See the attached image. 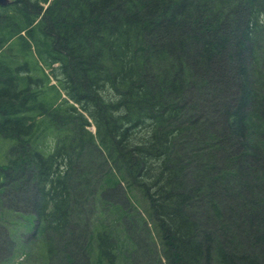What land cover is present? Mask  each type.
Wrapping results in <instances>:
<instances>
[{
	"label": "trees",
	"instance_id": "1",
	"mask_svg": "<svg viewBox=\"0 0 264 264\" xmlns=\"http://www.w3.org/2000/svg\"><path fill=\"white\" fill-rule=\"evenodd\" d=\"M0 136V264H264V0L0 6Z\"/></svg>",
	"mask_w": 264,
	"mask_h": 264
},
{
	"label": "rangeland",
	"instance_id": "2",
	"mask_svg": "<svg viewBox=\"0 0 264 264\" xmlns=\"http://www.w3.org/2000/svg\"><path fill=\"white\" fill-rule=\"evenodd\" d=\"M52 83H55V81H52ZM90 128L93 132L95 131L94 126H91ZM11 144H12V141L5 140L0 136V163L1 164L6 162V152ZM3 250H5V247H4V244L2 243V239L0 238V252H2ZM22 259H24V257L19 255L16 257L15 261H21Z\"/></svg>",
	"mask_w": 264,
	"mask_h": 264
},
{
	"label": "water",
	"instance_id": "3",
	"mask_svg": "<svg viewBox=\"0 0 264 264\" xmlns=\"http://www.w3.org/2000/svg\"><path fill=\"white\" fill-rule=\"evenodd\" d=\"M11 3V0H0V6H6Z\"/></svg>",
	"mask_w": 264,
	"mask_h": 264
}]
</instances>
